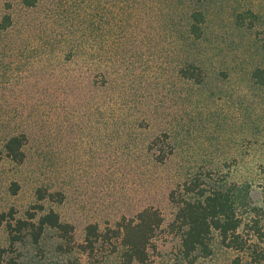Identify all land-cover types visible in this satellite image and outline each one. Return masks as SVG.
Segmentation results:
<instances>
[{
	"label": "rangeland",
	"instance_id": "obj_1",
	"mask_svg": "<svg viewBox=\"0 0 264 264\" xmlns=\"http://www.w3.org/2000/svg\"><path fill=\"white\" fill-rule=\"evenodd\" d=\"M13 3L16 25L0 35V142L22 132L29 141L21 165L0 143V209L25 218L38 188L61 191L64 203L44 206L73 224L82 242L88 224L114 226L153 205L165 224L149 264H233L237 257L264 264L225 247L218 235L212 254L191 263L169 230L171 192L201 172L248 183L264 208V85L252 77L264 68V0L186 1L185 10L205 13L197 42L160 0H40L33 9ZM249 10L254 27L239 20ZM188 60L202 68V83L179 78ZM157 137L169 152L163 163L149 152ZM57 243L49 230L43 252L30 242L19 246L22 264L75 258L56 253ZM8 245L4 226L0 248Z\"/></svg>",
	"mask_w": 264,
	"mask_h": 264
},
{
	"label": "trees",
	"instance_id": "obj_2",
	"mask_svg": "<svg viewBox=\"0 0 264 264\" xmlns=\"http://www.w3.org/2000/svg\"><path fill=\"white\" fill-rule=\"evenodd\" d=\"M13 1L0 0V35L16 25ZM17 1L25 9L36 8L40 3V0ZM186 1L204 3L209 0H160L172 13L178 29L197 42L203 38L205 13L200 9L185 10ZM245 15L249 17L239 16L241 24L250 19L249 26L254 27L255 14L249 10ZM177 73L180 79L198 84L205 79L202 68L192 60L183 63ZM252 77L257 84L264 85V68L256 69ZM28 141L24 132L8 134L0 142L2 152L12 162L21 165L27 159L25 147ZM162 144L160 137L155 138L149 151L159 163L165 162L169 156ZM11 189L16 194L19 185L14 183ZM65 198L61 191L40 187L37 204L25 218H17L13 212L6 214L0 209V229L6 227L9 239L8 247L0 248V264H22L18 248L29 242L43 252L40 246L49 230L57 235L56 253L75 257L68 259L67 264H78L80 258L91 264H102L111 257L118 258L119 264L152 262L157 251L156 240L165 224L159 209L148 205L135 215L123 216L114 226L107 225L103 229L97 223L88 224L83 241L77 242L74 225L64 222L54 209L44 206L45 201L62 204ZM170 200L176 213L169 230L181 239L179 252L182 259L195 263L200 257H209L213 240L218 235L225 247L239 253L247 252L255 263L264 260V208L254 204L248 183L228 182L224 176L215 178L211 172H201L184 180L171 192ZM233 264H242V259L237 257Z\"/></svg>",
	"mask_w": 264,
	"mask_h": 264
}]
</instances>
